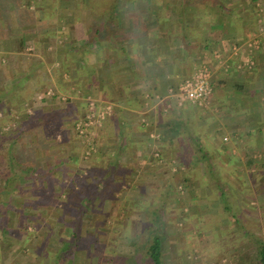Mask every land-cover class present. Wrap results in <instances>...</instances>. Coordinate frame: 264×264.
Listing matches in <instances>:
<instances>
[{"label": "crops", "instance_id": "obj_1", "mask_svg": "<svg viewBox=\"0 0 264 264\" xmlns=\"http://www.w3.org/2000/svg\"><path fill=\"white\" fill-rule=\"evenodd\" d=\"M253 9L249 0H0V112L22 121L29 107L48 126L61 112L58 102H38L35 93L65 92L69 116L55 131L67 138L83 115L84 96L113 104L99 127V161L87 164L113 165L121 186L146 178L153 154L190 151L191 138L208 143L207 151L210 143L216 152L241 141L247 151L246 138L262 134L264 119V43L247 45L260 20L250 17ZM201 67L211 74L207 104L181 103L180 84ZM178 134L180 143L172 138ZM69 146L66 157H78V145ZM196 202L188 201L189 214L203 218L207 210ZM178 241L170 244L177 249Z\"/></svg>", "mask_w": 264, "mask_h": 264}, {"label": "rangeland", "instance_id": "obj_2", "mask_svg": "<svg viewBox=\"0 0 264 264\" xmlns=\"http://www.w3.org/2000/svg\"><path fill=\"white\" fill-rule=\"evenodd\" d=\"M257 4V9L250 12V17L253 18L254 13H256L260 20L250 29L248 28L250 33H248L247 45L251 44L252 46L249 48L252 49L264 43V23L261 20L264 17V2L258 6ZM28 58L32 59L34 56L31 55ZM38 91V94L35 93L34 96L38 102H44L51 98L58 102V110L61 112L56 115V120L50 121L48 126H43L38 122V118H41L42 115L38 114V110H31L29 107L22 108L23 112H26L22 121L14 120L17 116L13 112L8 115L5 114V117L6 111H3V113L0 112V136L11 135L18 128L28 127L26 134L29 136L27 140L29 143H27L25 151L20 150L16 144L12 150L19 154L27 168L33 167L38 163V160H42L39 155L42 153L40 150L44 149L42 153L44 155L41 154L44 159L42 162L44 168L45 166L55 168V172H58L57 176L60 178L66 175L73 179L88 180L93 185L96 180L94 177L96 172L103 169H98L99 166H96L98 170L89 169L88 164L99 161L98 154L95 152L101 138L99 127L113 115V104L84 96V110L81 112L83 115L73 122L74 134L70 133L67 136L73 140L65 142L67 138L64 133L55 130L66 122L62 119L69 116L67 110H62L63 107L71 106L67 93L59 94L49 87ZM179 101L188 103L180 98ZM186 107L185 110L191 112L192 107L190 109ZM101 112H104L103 117L97 116ZM258 126L262 128V134L246 138L245 148H249L246 149L247 151L242 149V141L238 142L240 148L233 147V150H230L232 145L230 142V145L226 144L217 148L216 152L213 144L209 143L211 153L218 158L217 162H220L223 168L225 176H223V181L226 183H223L224 191L226 190L227 196L233 199L235 208L246 220V225L250 228L251 233L264 241V167H260L257 171L247 168L249 155H252L256 162H264V119L259 122ZM38 135L43 139V142L40 139V147H38ZM224 135L223 133L220 137V142L223 144L229 141V137ZM172 138L178 143L182 141L179 134L172 135ZM3 139L6 142L9 140ZM70 143L78 145V149L82 150L77 152L78 157L76 158H73V155L66 157V153L69 154L72 148L69 146ZM206 144L204 146H209L208 143ZM6 146L3 145V148ZM168 147L171 149L169 143ZM6 151L7 149L4 152ZM183 154V151L153 154L151 157L153 158L152 168L148 169L149 172L153 173L148 172L146 178L142 174L143 179L141 177L136 178V184L120 185L123 190L122 193L114 190L109 192L110 196H107L106 199H97L92 210L85 215L80 233L82 241L86 243L90 241V244L96 247L94 252L97 255H92L90 264L143 263L142 258H140L143 252L141 247L147 238V234L150 231L154 233L156 230L153 227L151 230L148 225L142 223L145 219L142 211L137 209L142 210L146 208L145 205L147 207L165 206L164 209L160 207L163 218L162 227L155 232L159 233L163 239L162 264H252L254 262L257 253L254 245L243 238L231 218H226L223 214L220 215L219 198L217 199V195L212 193L208 183L205 187L202 185L199 169L204 167L203 164H195L198 173L192 176L194 181L191 184L193 193L188 192V184L184 183V180L191 175L186 174V169L183 166ZM6 155L3 154V156ZM143 166L137 170L139 174L142 173ZM3 170L6 169L0 165L2 176H4ZM25 173L27 174L26 171ZM6 175H9L8 172ZM115 193H118V196ZM125 198H129L131 209L128 207L122 209V201L124 202ZM192 198L197 200V206L201 204L204 209L206 208V216L203 218L189 214L190 204L188 205V201ZM140 201H143L144 204H140ZM21 202H26V200H17L20 205ZM19 210L23 211V209ZM51 210L49 212L51 221H61L62 212ZM19 213H26V209L24 208V211ZM10 216L12 222L15 220L18 222L14 225L21 224L24 229L28 225V233L24 237H29L32 234L31 241L28 243L23 238L0 236V264H44L45 259L43 262L40 261V257L32 251L35 244L32 243V240L36 242L38 225L24 224L23 215H19L18 219L16 218L17 215L13 213ZM36 221L38 222V219ZM228 228H234L237 231L227 233ZM168 233L171 234L170 237L167 236ZM182 238V241H178ZM176 241H178L177 249L173 244H170ZM240 249L241 254L246 256L243 257L239 254L238 250ZM180 250L181 252H179ZM236 251H238L237 254H235ZM179 253L182 255L179 256ZM80 254H85V251ZM78 263L89 264L88 258L84 256ZM146 264L149 263L146 262Z\"/></svg>", "mask_w": 264, "mask_h": 264}, {"label": "trees", "instance_id": "obj_3", "mask_svg": "<svg viewBox=\"0 0 264 264\" xmlns=\"http://www.w3.org/2000/svg\"><path fill=\"white\" fill-rule=\"evenodd\" d=\"M249 2L254 9H257L256 3H262L264 0H249ZM42 119L45 118H41L38 122ZM27 128L21 127L11 135L0 136V165L6 169L3 170L4 176L2 173L0 174V236L19 237L29 243L32 234L29 237H24L28 233V225L25 226V229L21 224L14 225L18 222L16 220L12 222L10 216L13 213L18 216H16L18 219L19 215H23L24 224L38 225V236H36V242L32 240V243H35L32 251L40 257V261L43 262L45 259L44 264H80L78 262L84 256L88 258L89 263L92 255H97L94 252L96 247L91 245L90 241L89 243L82 241L80 235L82 223L85 215L92 210L97 199L101 198V194L104 196L106 192H113L114 190L123 192L121 186L113 179L114 166L111 165L106 170L97 171L93 185L85 180L73 179L66 175L60 178L57 176L58 172H55V168L42 166L44 149H41L42 153H40L39 158L42 160H38V163L33 167L27 168L19 154L12 151L15 144L20 150H24L28 145ZM3 138L9 140L6 142ZM40 139L43 142V139L38 135V147L41 145ZM190 144L193 146L189 147L192 151L183 150L182 156L186 174L191 175L184 180V183L188 184V192L193 193L191 184L194 181L192 176L198 173L195 164H203L204 167L199 169L202 185L205 187L208 183L212 193L219 198L220 215L223 214L224 217L231 218L238 227L239 233L256 248L257 253L252 264H264V241L251 233L250 228L246 225V220L235 208L233 199L227 196L226 190L224 191L223 183H226L223 181V168L221 163L217 162L218 158L214 157L211 151H207L198 140L195 141L194 138H191ZM3 145H7L6 148H3ZM6 149L7 151L4 152ZM3 154L7 155L3 156ZM260 167H264V162H256L253 156L249 155L247 168L257 171ZM6 172L9 175H6ZM20 199L26 200V202H21L20 205L17 203V200ZM139 203L144 204L143 201ZM122 204V209L123 207L131 209L129 198H125ZM145 206L146 208L142 210L137 209L142 211L145 219L142 223L148 225L151 230L152 227L156 230L160 229L163 224L161 210L165 206L161 205L162 209L155 206ZM24 208L26 213H19L23 212ZM19 209H23V211ZM51 209L62 212L61 221H51L49 217ZM156 230L154 231L156 232ZM155 232L150 231L147 234L144 245L141 247L143 249L140 257L143 260L142 264H146V262L162 264L163 239L159 233ZM84 251L85 254H80Z\"/></svg>", "mask_w": 264, "mask_h": 264}, {"label": "built area", "instance_id": "obj_4", "mask_svg": "<svg viewBox=\"0 0 264 264\" xmlns=\"http://www.w3.org/2000/svg\"><path fill=\"white\" fill-rule=\"evenodd\" d=\"M249 45L252 46L251 44ZM210 76V71L206 67L199 68L191 78L184 80L180 84L178 88L179 98L182 101L199 106L207 104L211 94ZM103 115L104 112L97 114L99 117H103Z\"/></svg>", "mask_w": 264, "mask_h": 264}]
</instances>
